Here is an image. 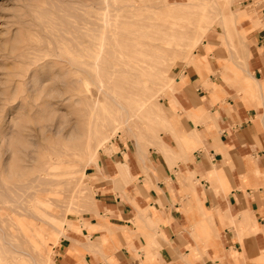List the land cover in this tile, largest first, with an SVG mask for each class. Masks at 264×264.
<instances>
[{
	"label": "rangeland",
	"instance_id": "obj_1",
	"mask_svg": "<svg viewBox=\"0 0 264 264\" xmlns=\"http://www.w3.org/2000/svg\"><path fill=\"white\" fill-rule=\"evenodd\" d=\"M167 1L132 0L116 11L114 0H0V264H55L63 240L99 215L100 187L120 185L107 167L145 172L162 155L171 161L170 85L177 89L191 64L205 63L197 54L211 38L242 59L237 25L224 26L218 8L200 44L204 21L158 49H127L166 27L150 23L193 20L190 10L181 19L167 13L191 0ZM242 1L227 7L237 23Z\"/></svg>",
	"mask_w": 264,
	"mask_h": 264
},
{
	"label": "crops",
	"instance_id": "obj_2",
	"mask_svg": "<svg viewBox=\"0 0 264 264\" xmlns=\"http://www.w3.org/2000/svg\"><path fill=\"white\" fill-rule=\"evenodd\" d=\"M242 4V59L214 36L177 83L171 161L107 167L55 264H264V7Z\"/></svg>",
	"mask_w": 264,
	"mask_h": 264
},
{
	"label": "bare ground",
	"instance_id": "obj_3",
	"mask_svg": "<svg viewBox=\"0 0 264 264\" xmlns=\"http://www.w3.org/2000/svg\"><path fill=\"white\" fill-rule=\"evenodd\" d=\"M162 1H163V3L166 6L169 4L167 0H162ZM112 2H113V0H112ZM230 2H231V0H199L197 2L195 0H191L189 3H187V5H186L187 8L186 9H183L184 7L183 8H171V7L168 8L167 7V13L171 14L173 16L177 15V17H178L177 19H181L182 18V16L184 15V10H190V11H187V12L193 17V20L189 21L188 23H184V22H181V21L179 22V20L178 21H169V23H163V24H159L158 23L159 25L156 22H154V24L150 23L149 25H151V27H153V26L154 27H156V26L164 27L165 25H166V27L163 28L158 33L159 35L156 32L146 34L144 36L147 37L148 40L137 41V42L133 41V43L131 42V43L127 44L125 47L127 49H129V46H130V48L132 46L136 47L138 45V43L139 44L142 43L146 47H151V48H157L158 49V48L162 47L161 44L170 43L171 41H173L174 38H178L179 40H181L182 36H187L188 37L189 34L191 33V30H188V28L191 27L190 25L196 24L197 23L196 21H199V22L204 21V22H207V24H205V23L203 24L204 29L201 32V34L199 35V38H197L198 39L197 43L200 44L204 40V38L206 37V34H207L208 30L214 24V22H215L214 19L217 16H219L218 19L221 21V23L224 26H230V25L236 26L237 20H238L237 12H233V11L227 10V7L229 6ZM131 5H132V0H114V2L112 3L111 6H115L116 11H124V10H127L129 7H131ZM213 8H218V10H219V12H218V14L216 15L215 18L210 13ZM164 9H165V7H164ZM130 16H133V15L130 14ZM152 19H154V18H152ZM236 33H238V30H235V34ZM178 35L180 37H177ZM158 36H160V37H158ZM152 40H154V41L158 40L159 42L155 43V42H152ZM129 50H132V48L129 49ZM135 52H137V50ZM139 53L148 54V52L142 50V48H140ZM169 66H171V65H169ZM132 67L138 68V65L134 64V65H132ZM165 72H166V70L163 71L161 73V76H160V78H163V80L167 79V75L164 74ZM171 80H172V78H171ZM138 83H140V82L137 81V84ZM170 87L176 93L178 88L176 89L174 84L170 85ZM144 91H145V93L143 92L142 99L145 100V102H146L147 100H149L151 98V95L148 94V87H145ZM165 116H166V114H165ZM166 118H167V116H166ZM124 166L127 167V166H129V164L126 163Z\"/></svg>",
	"mask_w": 264,
	"mask_h": 264
},
{
	"label": "built area",
	"instance_id": "obj_4",
	"mask_svg": "<svg viewBox=\"0 0 264 264\" xmlns=\"http://www.w3.org/2000/svg\"><path fill=\"white\" fill-rule=\"evenodd\" d=\"M264 1V0H263Z\"/></svg>",
	"mask_w": 264,
	"mask_h": 264
}]
</instances>
